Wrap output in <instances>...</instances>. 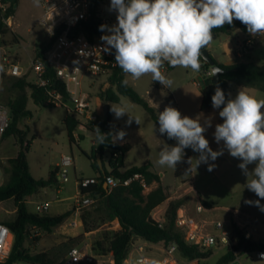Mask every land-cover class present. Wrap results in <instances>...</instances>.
<instances>
[{"label": "rangeland", "instance_id": "1", "mask_svg": "<svg viewBox=\"0 0 264 264\" xmlns=\"http://www.w3.org/2000/svg\"><path fill=\"white\" fill-rule=\"evenodd\" d=\"M16 4L15 15L8 22L10 28L7 29V34L2 36L0 43L3 53L8 57L9 61L19 64L25 71L28 70V74L24 77L28 81L34 82V74L30 70L31 63L35 59L36 53L46 49L49 42L45 30L37 24V20L44 12V4L42 0H40L38 6L35 0H17ZM8 7V5H4V8ZM100 15L109 27L117 23V13L110 11L109 0H104L100 8ZM104 32L106 35L109 34L106 30ZM216 41L217 38L214 37L212 42ZM255 62L259 63V61ZM8 66L4 67L5 74L2 86L7 78L10 77ZM169 73L168 71L164 72V75L174 81L172 84L174 90H177L183 84V87L176 91V94L157 90L153 93L154 97H151L150 92L154 91L151 87V75H144L139 80H133L130 76L126 77V79L130 86L155 108L158 115L166 106H172L178 109L182 115L190 118L201 117L200 122L202 125L205 123V119H210L211 127L206 128L204 136L209 141V146L213 151L223 148V142L217 144L214 139L216 124L223 122L219 116L220 110L213 108L209 112H200L201 97L192 92L194 83L199 81L198 75L200 73H194L191 70L182 68H178L173 74L169 75ZM108 80L107 76H88L84 80V88L90 94L93 111L99 122L107 119L105 113L107 106L111 109L112 107H123L126 110L127 114L120 118H116L111 110L112 129L116 134L121 130L126 133L122 140H116L120 143H129L131 145V151L125 158L124 168L129 169L135 166L151 164L153 171L160 175L161 184L168 196V200L153 211V216L157 214V217H161L165 223V215L169 203L182 200L183 204L180 208V214L186 213L190 217L198 218L196 206L200 200L209 210L205 215H201L202 218L208 216L211 219L231 221V229H234V225H236L244 234L250 232L251 239L264 243V212L254 204L245 203V201L249 200H260V204L264 205V199H260L246 187L248 178L238 167L242 161L238 158H233L225 148L223 155L219 156L215 161L209 160V163L215 165L212 171H208V165L204 163L199 164L195 168V160L199 157V153L189 147L184 149V153L191 156L193 171L184 178H176L174 169L160 167L157 164V159L159 151L165 145L175 146L177 141L169 139L166 134L161 135L159 133V125L151 118L150 114L128 97L120 96L119 103L110 104L103 99L102 94L108 89L105 83L102 84V82ZM240 89L245 90L255 98L264 99V92L251 87L246 88L237 85L233 87L232 98L237 95ZM1 90L3 89L1 88ZM28 95H31L30 90H28ZM171 95L178 100L180 108L171 99ZM28 110L31 112V116L22 121L20 128L26 133V141H32L31 147L27 152L32 176L37 180L49 179L51 172L57 171L56 165L60 163L64 154H69L73 157L74 167L71 171V180L69 182H53L47 188L39 190L27 202L28 210L34 214L54 217L70 212L71 216L63 225L55 228L52 233H42L34 230L32 238L37 236L40 237V240L34 243L29 239L25 246L31 254L55 250L59 254V262L68 249L74 245L89 244L92 247L106 251L110 246L111 239L118 231V224L109 221L108 215L96 198L93 205L78 207V201L81 198L78 181L96 176L89 160L94 155V136L88 131L78 129L74 134L76 143L71 144L64 124L67 116L65 109L42 107L37 105L32 98H29ZM130 117H133L132 122L128 124L127 121ZM135 117L139 118L140 124L135 122ZM21 148L22 142L18 137L0 139V185L9 180V173L6 172L8 160L16 157ZM111 161L110 154H107L105 156L107 168H109ZM254 168L255 163L248 165L249 172ZM157 186L158 184L154 183L152 190ZM191 186H194L196 191L193 189L189 191L188 188ZM198 192L212 204L215 210H212L210 206L200 199ZM46 202L50 204L49 211L39 213L36 210V206L39 203ZM15 212L16 208L12 200L0 203V223L12 221L15 217ZM246 215L249 217H245ZM83 216L88 221V232L82 222ZM226 252L227 249L215 248L213 249V255L200 263L216 264ZM148 254L159 257L162 252L152 249L149 250ZM237 256L241 257L244 262H251L253 257L249 253L243 254V250L239 251ZM178 257V264H191L180 254Z\"/></svg>", "mask_w": 264, "mask_h": 264}, {"label": "trees", "instance_id": "2", "mask_svg": "<svg viewBox=\"0 0 264 264\" xmlns=\"http://www.w3.org/2000/svg\"><path fill=\"white\" fill-rule=\"evenodd\" d=\"M1 2L9 7L0 8V40L2 36L7 34V29L10 28L7 20L15 15L14 4H9L6 0H1ZM103 2L104 0H91L90 16L73 30L74 35L85 34L93 40L94 37L104 32L99 30L101 25H106L100 15V8ZM15 3H17V0H15ZM236 30L246 32L247 28L240 21L234 20L231 25L225 24L222 28L214 29L213 35H231ZM60 33L61 31L59 30L58 34ZM55 39L47 43L46 49L36 53L35 58H44L45 52ZM216 63L227 70L220 78V88L224 91L226 99L231 98L232 83L264 92V63L261 65L255 64L252 61L233 65H223L217 61ZM202 68L204 70L203 74L206 85L202 91L200 112L204 113L213 109L211 97L214 95L216 87L212 74H208L211 73V66L203 59ZM170 69L172 68L170 67ZM124 79H126L125 74L117 66L109 76L111 88L102 94V98L108 103H119L120 96H126L132 102L142 106L159 125L158 114L155 108L128 83L125 86L122 83ZM153 82L158 89L164 88L158 81ZM52 84L58 87V90L66 96L64 85L56 80H53ZM2 89L0 103L10 111V125L1 140L18 137L22 142V148L16 157L8 160L6 172L9 173V180L0 185V203L12 200L16 208L13 220L3 223L14 233L15 240L8 260L0 264H58L59 254L55 250L31 254L25 246L29 239L34 243L40 240V237L37 236L32 238L34 230L41 231L42 233H52L55 228L65 223L71 216V213L66 212L51 217L34 214L28 210L27 202L30 197L37 194L39 190L47 188L53 182H58V168L57 171L51 172L49 179L37 180L32 176L27 158V152L31 147L32 141H26V133L20 128L22 121L31 116V112L28 110L29 98H32L37 105L42 107L51 108L53 106L47 103V96L44 90L38 88L34 82L28 81L25 77L10 76L2 86ZM28 90L31 91L30 96L28 95ZM108 109L109 115L107 119L98 123L85 124L69 115L64 120L71 144L76 143L74 134L78 129L90 132L95 140L94 155L89 160L92 163L94 171L98 173V177L93 178L97 182L89 183L84 187L82 183L91 179L79 180L80 195H89L96 198L108 215L109 221L118 224V231L111 239L109 248L106 251H102V249L100 250L93 246V249L101 255L112 252L114 264H125V260L136 240L137 242L156 245H176L179 254L190 263L196 260L202 262L209 259L213 255V250L203 251L197 246L188 245L184 232L177 227L176 222L180 215V208L183 204L182 200L171 201L169 203L165 215L166 222L163 227H160L153 218V211L168 200L165 189L161 184V177L152 170L151 164L135 166L123 171L125 158L131 151V145L128 143L121 145L115 142L114 132L111 129V108L109 107ZM219 110H222V107ZM97 128L101 133L107 134V138L102 144H99L97 140ZM81 137L84 138L83 136ZM98 154L101 155L104 172H102L98 162ZM107 154H110L112 159L109 163V168L105 164V156ZM189 159H192L191 156L185 154L183 161L176 166L174 169V176L176 178H184L192 173L193 164L191 163V166L188 164ZM135 174H143L148 185L157 183L158 186L148 194L143 193L144 189L137 182L133 183L130 187L115 188L112 192H109V189L105 187L106 177L109 175L127 179ZM82 222L85 230L88 232V221L85 216L82 217ZM75 246L77 245L70 247L65 255ZM241 250H243V254L264 250V243H259L255 239H246L244 232L234 225L227 252L216 264H231L238 258L237 253Z\"/></svg>", "mask_w": 264, "mask_h": 264}, {"label": "clouds", "instance_id": "3", "mask_svg": "<svg viewBox=\"0 0 264 264\" xmlns=\"http://www.w3.org/2000/svg\"><path fill=\"white\" fill-rule=\"evenodd\" d=\"M39 2L35 0L37 6ZM110 11L117 13V23L99 28L109 33L101 36L105 51L115 50V63L126 77L139 80L151 75L153 81L168 88L174 81L161 69L167 64L171 68L200 72L202 59H206L201 50L213 41L214 29L238 20L250 35L264 37V0H110ZM122 83L126 86L128 80ZM211 101L214 109L222 107L219 116L223 122L216 124L214 139L217 144L223 142V148L213 151L204 136L206 128L211 127L210 119H205L202 125L201 117L190 118L175 107L166 106L157 118L159 133L177 143L165 145L159 151L157 164L175 169L184 159V149L190 147L199 153L195 168L204 163L212 171L215 165L209 160L215 161L226 148L233 158L242 161L238 167L248 178L246 187L264 199V99L242 89L234 98L226 99L224 91L217 87ZM111 110L116 118L127 114L123 107ZM134 119L140 124L138 117ZM96 130L99 144L104 143L107 134ZM125 135L121 130L114 137L122 140ZM191 163L189 159L190 166ZM253 163L255 168L249 172L248 165ZM245 203L254 204L264 212L260 200ZM128 264H162V261L140 256Z\"/></svg>", "mask_w": 264, "mask_h": 264}, {"label": "built area", "instance_id": "4", "mask_svg": "<svg viewBox=\"0 0 264 264\" xmlns=\"http://www.w3.org/2000/svg\"><path fill=\"white\" fill-rule=\"evenodd\" d=\"M44 12L37 20L49 41L56 38L53 44L45 52L44 58H35L30 66L34 74V84L43 89L47 96V103L56 108H63L67 115L78 119L82 123H98L97 116L93 111L90 94L84 88V80L88 76L109 77L118 66L115 63V50L105 51L106 44L101 40L105 32L97 35L91 40L85 34L74 35L73 30L90 16L91 0H42ZM110 1V0H109ZM0 8L4 4L0 0ZM11 19V18H10ZM7 20V24L10 21ZM106 23V21H104ZM11 26V25H10ZM61 31L58 34V31ZM263 37L253 36L238 45L237 54L241 58H247L251 52L260 44ZM9 65L8 74L13 77L22 78L28 74L19 64L12 63L3 53L0 43V93L5 74V66ZM211 74V73H208ZM53 80L64 85L66 96L52 84ZM10 125V111L0 103V139L3 137ZM74 167V159L69 154L61 157L58 166L57 177L61 183L71 180V171ZM1 174V170H0ZM95 179L86 180L82 186L96 183ZM139 183L144 194L152 190L143 174L122 179L113 175L106 177L105 185L109 192L118 187H130L133 183ZM80 185V183H79ZM96 199L93 196H81L78 207L93 205ZM50 204L39 203L36 210L46 213ZM209 210L199 200L196 206L198 218L190 217L186 213L180 214L177 219V227L184 232L188 245L197 246L203 251L215 248L227 249L230 245L232 235V223L227 220L211 219L208 216L202 218ZM201 216V217H200ZM249 217V216H245ZM160 227L164 226L161 217L154 218ZM246 239H251V233L244 234ZM15 240L14 233L8 226L0 223V263H5L11 253ZM156 249L162 252L159 257L150 256L149 250ZM252 255L251 262L242 261L238 257L231 264H264V250L249 253ZM179 252L176 245H156L146 242H135L128 254L125 264L140 256H150L162 261V264H178ZM58 264H114L112 252L98 254L89 244L73 247Z\"/></svg>", "mask_w": 264, "mask_h": 264}, {"label": "crops", "instance_id": "5", "mask_svg": "<svg viewBox=\"0 0 264 264\" xmlns=\"http://www.w3.org/2000/svg\"><path fill=\"white\" fill-rule=\"evenodd\" d=\"M11 20V19H10ZM213 37L217 38L216 42H212L210 43L207 47L208 50L211 54V56L219 63V64H223V65H233V64H237V63H241V62H246V61H252L255 64L261 65L264 63V37L262 39V41L260 42V44L251 52V54L247 57V58H241L238 56L237 54V49H238V45L247 40L248 38L253 37L252 35H250L248 33V31L246 32H242L241 30H236L235 32H233L231 35H227V34H222V35H213ZM212 50V51H211ZM214 53V54H212ZM255 61H259V63H256ZM178 68H172L170 69V67L165 64V66L162 68V72H170V74H173L174 72H176ZM200 74L198 75V82L194 83V89H193V93L195 95H199L200 97L202 96V91L205 89V79H204V70L203 68H201ZM109 78V77H108ZM109 81V80H108ZM106 81V82H102L105 83L106 88L110 89L111 85L110 83ZM129 84V83H128ZM130 85V84H129ZM236 84H231V98H232V93H233V87ZM239 86V85H237ZM152 89L154 91L150 92V96L154 97L155 91L160 90V91H166V92H170L172 94H176V91H178L181 87H183V84L181 86H179V88L177 90H174V86L171 88L168 87H164L163 89H158L153 80H152V85H151ZM244 87V86H243ZM249 88V87H246ZM171 99H173V101L175 102V104L178 105V107L180 108V105L178 103V100H176V98L171 95ZM110 104V103H109ZM112 129V127H111ZM113 130V129H112ZM114 132V130H113ZM116 135V133L114 132V136ZM168 139V138H167ZM114 140L116 143L118 144H126V143H120L116 140V138L114 137ZM129 144V143H128ZM60 163H58L56 166L58 168ZM127 170L126 168L123 169V171ZM153 170V168H152ZM96 173V172H95ZM163 175V174H162ZM98 177V173H96V176L91 177V178H87V179H93V178H97ZM162 181V180H161ZM79 181H78V188H79ZM191 189L195 190L194 186H191L190 188H188L189 191H191ZM80 193V192H79ZM197 194H199L200 199L208 204L210 206V208L212 210H215L212 206V204L210 202H208L203 195L198 192ZM153 218H157V214L153 216Z\"/></svg>", "mask_w": 264, "mask_h": 264}, {"label": "water", "instance_id": "6", "mask_svg": "<svg viewBox=\"0 0 264 264\" xmlns=\"http://www.w3.org/2000/svg\"><path fill=\"white\" fill-rule=\"evenodd\" d=\"M9 4H14V7L15 9L17 8V4L15 3V0H6ZM202 51V55L206 58V59H203L204 61H206L210 66H211V74L213 76V81H214V85L215 87H220V78H221V75L226 73L227 70L222 68L221 66H219L216 61L214 60V58L211 56L209 50H208V47L204 48L201 50ZM109 107L107 106L106 107V117H108L109 115ZM97 159H98V162L100 164V167H101V170L102 172H104L103 170V166H102V160H101V155L98 154L97 156ZM106 188L107 185H105ZM191 264H201L200 261L196 260L194 262H192Z\"/></svg>", "mask_w": 264, "mask_h": 264}]
</instances>
